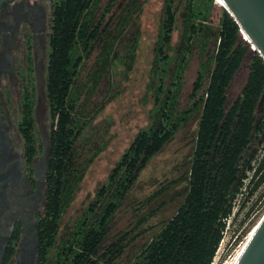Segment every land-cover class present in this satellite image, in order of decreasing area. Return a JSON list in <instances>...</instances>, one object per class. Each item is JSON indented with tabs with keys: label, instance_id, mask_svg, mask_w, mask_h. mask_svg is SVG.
Masks as SVG:
<instances>
[{
	"label": "trees",
	"instance_id": "16d2710c",
	"mask_svg": "<svg viewBox=\"0 0 264 264\" xmlns=\"http://www.w3.org/2000/svg\"><path fill=\"white\" fill-rule=\"evenodd\" d=\"M100 1L53 0L44 79L49 126L42 264H111L119 258L135 237L129 238L130 233H126L106 243L115 213L148 161L196 113L199 115L183 200L130 264H211L222 238L224 218L231 211V200L245 169L250 167L246 153L264 135V60L241 38L238 24L224 8L217 27L212 25L214 0H163L147 85L153 99L151 121L136 132L80 215L62 232L61 214L91 162H76L75 142L105 104H100L88 119H82L81 90L99 84L112 52L103 44L93 71L79 86L83 58L100 36L101 20L94 24ZM115 1L108 0L102 16L110 12ZM179 5H183L182 32L179 45L170 54ZM194 49L199 63L189 95L191 102L180 108L184 72ZM247 53H251L248 76L239 95L226 107L228 87ZM32 105L31 99L23 120L25 137L34 152ZM263 165L264 157L255 174Z\"/></svg>",
	"mask_w": 264,
	"mask_h": 264
},
{
	"label": "rangeland",
	"instance_id": "374dc122",
	"mask_svg": "<svg viewBox=\"0 0 264 264\" xmlns=\"http://www.w3.org/2000/svg\"><path fill=\"white\" fill-rule=\"evenodd\" d=\"M107 4L108 0H101L95 12L94 24L96 20H101L100 36L88 56L83 58L79 86L93 71L103 44L106 43L112 52L107 70L99 84L94 87L89 84L88 89L81 90L82 119H88L100 104L103 102L105 104L87 126L84 134L75 142L76 162L84 164L89 159L91 162L77 184L71 201L61 214L62 232L80 215L84 205L92 198L97 186L106 178L109 169L129 145L136 132L151 121L153 99L151 92L147 90V85L163 0H116L110 12L102 16V13H106ZM221 9L217 0L213 2L210 18L214 27H217ZM182 14L183 5H179L170 54H173L179 45ZM136 38L137 41L134 44ZM250 56L251 53L246 54L233 76L227 90L226 107H229L239 95L246 81ZM198 63L199 55L194 49L184 72L183 88L179 98L180 108L191 102L189 95ZM45 69L46 57H43L37 82V89L41 96L39 103L41 118L37 124L35 140L38 145L47 148L49 118L45 100ZM198 115V113L194 114L176 132L173 139L148 161L115 213L114 224L106 243L109 244L126 233H130L129 238L132 236L135 238L126 246L123 254L111 264H130L143 245L161 227V223L181 204L187 184L186 174L190 164ZM104 144V148L93 156L95 151ZM261 154H264V135L258 142H253L246 153L250 161L257 159ZM175 179L178 180L172 183L171 181ZM165 185L168 187L159 192ZM262 194L261 188L256 190L254 188L251 193L241 199L240 211L229 220L211 264H228L235 257L239 246L264 213V199L260 203L257 202ZM147 216L148 218L145 219Z\"/></svg>",
	"mask_w": 264,
	"mask_h": 264
},
{
	"label": "flooded vegetation",
	"instance_id": "af4514ba",
	"mask_svg": "<svg viewBox=\"0 0 264 264\" xmlns=\"http://www.w3.org/2000/svg\"><path fill=\"white\" fill-rule=\"evenodd\" d=\"M52 5L53 0L0 4V264L43 263L48 150L36 141L31 150L23 116L32 99L37 129L38 72L47 56Z\"/></svg>",
	"mask_w": 264,
	"mask_h": 264
},
{
	"label": "water",
	"instance_id": "95a60500",
	"mask_svg": "<svg viewBox=\"0 0 264 264\" xmlns=\"http://www.w3.org/2000/svg\"><path fill=\"white\" fill-rule=\"evenodd\" d=\"M5 0H0V4ZM216 0H214L215 3ZM250 49L264 60V0H222ZM235 264H264V216L249 237Z\"/></svg>",
	"mask_w": 264,
	"mask_h": 264
},
{
	"label": "built area",
	"instance_id": "2783aa9c",
	"mask_svg": "<svg viewBox=\"0 0 264 264\" xmlns=\"http://www.w3.org/2000/svg\"><path fill=\"white\" fill-rule=\"evenodd\" d=\"M243 38V37H242ZM263 145H261L262 147ZM260 147V148H261ZM264 157V154H261L260 156L257 157V159H252V161H250V167H247L245 169L244 172V176H242L241 178V184L238 187V190L236 192V194L234 195V197L231 200V211L229 213V215L227 217L224 218V222H225V227L224 230L222 232V238L218 244V247L216 249V252L214 254V257L217 253V250L219 249V246L222 242V239L224 237V232L226 230V228L228 227V222L231 219V217L235 216V214L239 213L240 208L242 206L241 203V199L243 197H245L247 194L250 193V191L254 188L255 183L257 182V180L264 175V165L262 166L261 170L255 174L257 167L259 166V161ZM257 188H261V191L263 192L262 195H260V197L258 198V203H260L262 201V199H264V178L261 180V182L255 187V190ZM251 202H253V199H251ZM213 257V259H214ZM213 261V260H212ZM212 263V262H211Z\"/></svg>",
	"mask_w": 264,
	"mask_h": 264
},
{
	"label": "bare ground",
	"instance_id": "6f19581e",
	"mask_svg": "<svg viewBox=\"0 0 264 264\" xmlns=\"http://www.w3.org/2000/svg\"><path fill=\"white\" fill-rule=\"evenodd\" d=\"M217 3L220 6H224V3L222 2V0H217ZM264 216V213L262 214V216L258 219V221L253 225L252 229L250 230V232L248 233V235L246 236L244 242L239 246L238 251L235 254V257L232 259L231 262H229L228 264H235L236 261L238 260V257L240 256L243 248L245 247V244L247 243L249 237L251 236V234L253 233V231L256 229L257 225L259 224V222L261 221L262 217Z\"/></svg>",
	"mask_w": 264,
	"mask_h": 264
}]
</instances>
